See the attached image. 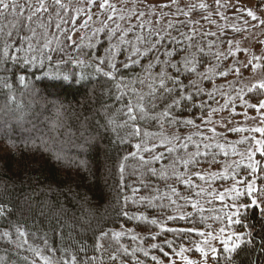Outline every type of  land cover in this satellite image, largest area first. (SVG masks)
<instances>
[{
    "label": "trees",
    "instance_id": "16d2710c",
    "mask_svg": "<svg viewBox=\"0 0 264 264\" xmlns=\"http://www.w3.org/2000/svg\"><path fill=\"white\" fill-rule=\"evenodd\" d=\"M16 3L24 5L26 0H16ZM63 3L77 8L69 1ZM207 8L211 9L212 5ZM50 11L53 22L48 28L49 39L55 34L64 40L65 37L56 31V9L53 7ZM72 14L75 15L74 12ZM190 14H195V10ZM61 16L67 18L63 12ZM84 18L83 14L78 17L77 29ZM14 19L9 12L0 24L7 25ZM171 21V28L165 24H146L141 28L138 22L128 27L119 20L109 22L112 27L118 23L123 29L131 28L126 32V39L133 43L138 36L149 40V46L157 39L161 41L147 57H139L141 64L132 65L127 70L121 68L116 80L95 70L94 55L103 56L109 47L106 32H100L94 38L92 32L89 36L75 38L81 45L79 49L71 47V42L57 46L53 40L51 47L57 50H44L53 59L51 62L44 59L43 66L39 62L41 53L27 52V44L23 46L25 50L16 54L18 59L5 57L3 38L0 37V208H3L0 214V264H45L43 257L57 264L62 258L69 259L72 255L76 256L77 264H122V261L123 264H158L176 257L174 249L168 247L165 241H171L175 251L184 246L193 253L192 248L203 238L197 233L208 232L222 223L215 217L223 218L225 215L220 213L218 204L209 195V188L203 186L202 179L195 173L203 175L213 163L229 158L225 155L228 152L225 148L215 147L216 144H225L223 136H217L218 143L212 141L211 154L198 156L197 162L189 165L187 170L178 160L187 159L189 154L196 152L197 145L202 152L205 151L203 144L209 142L203 139L210 136L202 120L215 100L221 97L219 85L234 68L235 61L226 51L232 35L227 31L210 35L214 32L197 29L188 18ZM70 26V22L62 25ZM149 28L153 30L151 33ZM21 35L30 33L21 32ZM118 36L119 33L116 34ZM189 36L191 41L186 39ZM81 37L84 39L81 40ZM171 38H175V42ZM89 43L94 47L89 48ZM112 43H116V39ZM189 43L193 45L190 49L187 47ZM138 46L141 50L145 47ZM15 47H20L18 41ZM60 47L64 50H59ZM121 47L128 48L127 45ZM198 48L204 49L202 54L197 53L198 72L211 71H208L209 79L202 81L196 74H182L185 85L190 80H197L204 91L195 95L192 102L173 110L174 118L180 123L152 119L163 111L165 103H170V100L165 103L158 101L155 109L149 105L147 118L137 119L140 135L133 134L131 124H125V112L129 101L136 103L131 95L132 89L139 91L141 85L131 82L142 78L145 66L150 61L155 63L157 56L163 60L165 50L179 51L180 55L174 56V60H180L186 52L196 53ZM9 52L14 53L15 48L9 49ZM216 53L223 54L219 60ZM129 54L125 50L116 59L124 61ZM32 56L36 57L35 66L23 63ZM75 59L85 63H72ZM154 71L158 72L159 66ZM223 71H227L228 75L216 74ZM44 73L74 75L75 81L69 88L53 89L50 87L51 78ZM20 76L26 78L25 83L20 82ZM121 77L125 83L118 91L116 83ZM5 82L11 87H5ZM143 90L146 92L147 88ZM260 95L261 91L257 90L249 93L248 97L254 102ZM187 119L193 120V124H184ZM11 120L18 123L11 124ZM189 136L191 141H186ZM175 137L180 139L175 140ZM169 140L172 142L168 143ZM185 142L188 143L187 149L177 146ZM137 144L142 146L141 150L135 147ZM168 147L175 150L169 153L166 151ZM144 148L150 151L145 152ZM131 153L137 155L131 156ZM160 153H163V159H151ZM57 156L60 158L57 159ZM140 156H144L150 164L143 165ZM262 161L264 163V156ZM149 168H155L156 175ZM241 171L243 173L244 168ZM177 174L189 180L190 184L179 181ZM232 178V175L225 177L229 180H225L224 184L230 183ZM260 184H263L262 192L255 195L257 205L245 200L246 207L239 214L242 224L234 226L238 233H251V244L233 254L230 264H264V212L261 210V205H264V176ZM169 186L175 187L181 196L192 197L204 211H194L191 204L179 199L177 206L161 209L160 204H167L168 199L162 201L156 197L166 193L171 197ZM141 198H144L143 201ZM125 212L128 216L124 215ZM188 213L191 216L186 220H167L169 215ZM152 219H157L159 223L151 224ZM160 225L195 228L197 231L187 234L164 232ZM17 228L25 233L23 237L18 236ZM5 232L7 237L3 235ZM117 232L122 235L114 239L113 233ZM102 233L108 235L101 238ZM133 236L138 238L133 240ZM152 236L157 238L153 240ZM245 238L249 237L246 235ZM153 243L161 245L163 251L152 249ZM124 249L128 250L127 256ZM133 250H136L135 255H132ZM37 251L41 256L35 254ZM144 251L149 255L144 256ZM228 255L221 254L217 264H229ZM153 256L157 257L156 261L152 260Z\"/></svg>",
    "mask_w": 264,
    "mask_h": 264
},
{
    "label": "snow or ice",
    "instance_id": "6c2138e0",
    "mask_svg": "<svg viewBox=\"0 0 264 264\" xmlns=\"http://www.w3.org/2000/svg\"><path fill=\"white\" fill-rule=\"evenodd\" d=\"M96 0H87V3L89 6H91ZM175 2V0H173ZM220 0H217V4L219 5ZM55 8V17L57 19L56 22V31L58 33H61L65 39L61 40L59 36H56L55 34H52V38L49 39V32L48 28L51 26L53 22V14L50 11L51 8ZM201 8H206L207 5L200 4ZM235 7V6H234ZM99 9L101 10V14L106 13H112L109 14L107 17V21H101V27L93 29V38L99 34L100 32H106L109 36V47L105 49V54L103 56L99 54L94 55V62H95V70L98 73H103L105 77H108L111 80H116L117 76L120 75V69H130L132 65H138L141 64L142 61L139 59V57H147L148 54L153 51L154 49H157L160 45V40L157 39L155 43H151L149 46V40H146L143 36H138L136 38V43H133L132 41H128L126 39V32L130 31L129 29H123L121 26L117 23L115 27H112L110 25V21H114L117 17L115 16L117 9L116 6L111 4L109 0H99ZM11 12V14L15 17L13 21H11L7 25L0 24V37L3 38L4 48H3V54L5 57L11 56L12 59H18V56L16 55L24 49V44H27V52H35L39 51L41 53L42 59L39 61L41 66H43V60L47 59L49 62L52 61L53 57L52 55L46 53L44 50L47 49L48 52L56 51V48H52L51 45L53 43V40L55 41L57 46L61 45H68V42H71L70 46L74 49H79L81 47L80 44L76 42V40L73 38V35H69V33H74L77 31V19L78 17L83 14L86 19L82 24H80V29H87L89 27V21L92 20V15L90 12V8L88 10H83L80 8H71L70 5H66L62 2V0H51L49 3V0H26V3L24 5H18L16 3V0H0V20L4 19L7 14ZM65 13L66 17H62L61 13ZM75 13L73 15L72 13ZM27 13V15H25ZM144 14L140 13L137 19L142 17ZM187 15V13H185ZM247 17H250L252 21L259 20V17L255 14V12L252 9L246 10ZM45 17L47 19L45 20ZM124 16H119V20H123ZM207 19V17H205ZM69 22L71 23L70 27H62V25H68ZM244 23L247 25L248 21L245 20ZM259 23L261 26H264V20H259ZM141 28H144V25L141 23L138 25ZM173 25L170 22L169 27L171 28ZM255 27V25H253ZM237 32L242 31L240 28L234 29ZM153 30L149 28V32L151 33ZM195 30H193L194 32ZM21 32H27L30 33V35H21ZM119 33L118 38L116 37V34ZM156 35H159V33H155ZM210 35H215V33H210ZM84 37H81V40H83ZM116 39V43H112V40ZM175 42V38H171ZM189 41H191L192 37H186ZM43 40V44H40V41ZM9 41H13V43H9ZM18 41L20 44V47H15V42ZM33 41H36L34 44ZM230 47L232 45V41H228ZM261 43H264V41H261ZM121 45H127L128 48L124 49L121 47ZM138 45H144L145 47L143 50H141V47ZM238 45V42H237ZM89 48L94 47V44L89 43ZM189 49L193 47L191 43L187 46ZM15 48L14 53H10L9 49ZM59 50L63 51V47H60ZM127 50L129 51V55L126 57L124 61H118L116 57L120 54H123V52ZM237 50L239 51V47H237ZM246 51V49H245ZM204 52L203 48H198L196 53L193 52H186L184 56H181L180 60H174V56L180 55L179 51L176 49L172 50H165L164 52V59L161 60L159 56L156 57V62H149L147 66H145L144 74L141 77H138L135 81H132L131 83H139L141 85V89L137 91L136 89H132L131 95H133L136 99V103L133 104L132 101H129L128 105L126 106L127 110L125 112V115L127 116V120L125 121V124H131L133 127V134L140 135V129L139 126L136 124L137 119H145L147 118L148 113V107L151 106L152 109H155L157 107V102L165 103L166 101L170 100V103H165V106L163 108V111L160 112L157 116L152 117L154 120H161L165 119L168 122L171 123H180V121L176 120L173 116V110L176 108H181L185 104L192 102L194 100L195 95L202 93L204 90L199 87V84L197 80H190L188 85H185L183 80L181 79V76L183 73H187L188 75L196 74L198 77V80H206L209 79L208 71H211V69L207 70L204 73L198 72L197 64V53L202 54ZM231 55V51L229 52ZM216 59L219 60L220 57L223 55L222 53H216ZM262 58L253 56L251 60H249L243 67L247 69L248 67H251L253 72L257 70V68L264 67V65H261L257 63ZM72 63H75L77 65L84 64V60L75 59L71 61ZM24 64H32L35 66L36 64V57L32 56L30 59H25L23 61ZM91 66V65H89ZM159 66V71L155 72L154 69ZM107 68V70H105ZM237 75H240V68L237 67L234 69ZM219 76H227L228 72H218L216 73ZM45 76L50 77V87L53 89H65L72 86L73 82L75 81V76L72 75H66V74H52V73H44ZM20 82L23 84L25 83L26 78L24 76L19 77ZM124 80L121 77L119 81L116 83L117 90L119 91L121 87L124 85ZM5 87H11L10 85L5 82ZM144 87L147 88V91L145 92L143 89ZM193 89V91H189V89ZM262 91L264 92V80H261L257 83H253L250 87L247 88V91L249 93L253 91ZM241 92L243 90H240ZM211 98V96H210ZM239 99L243 100V96L239 95ZM14 99V97H12ZM245 104L247 107L254 108L256 111L260 114V122L261 125H264V99L259 100L255 104H247L245 101ZM202 106V105H201ZM229 106L228 102L226 101L223 105L224 108H227ZM221 110L218 108H213L209 111V115L207 118H204L202 120L203 124H207L211 122V116L214 112ZM233 113H235V107L233 106ZM245 116H247V113H244ZM186 125L193 124V120L187 119L183 121ZM230 131H247L251 133H260L262 136H264V126H257L250 129H243V128H232L229 129ZM213 133H215V129H211ZM202 135V134H201ZM175 140H179V137H175ZM191 137H187L186 141H191ZM204 140L209 141L208 143L203 144V149L205 151H201L199 145H197V150L194 153L189 154V157L187 159L179 158L178 163L182 164L183 167L187 170L189 165H193L197 162V157L204 155L207 156L210 153V149L213 147L212 140L214 137H203ZM251 141H254V143L257 145L255 149H249V159H251L252 155L255 152H259L262 156H264V139H258L255 136H252L249 138ZM172 141L169 140L168 143H171ZM178 147L187 149L188 143H182L177 145ZM138 150H141V145L137 144L135 146ZM155 147V145H153ZM216 148L223 149L224 145L216 144ZM145 152H149L150 149L144 148L142 149ZM175 149L172 147L166 148V151L169 153L173 152ZM131 156H136L137 153H131ZM225 155L227 153L225 152ZM60 157L57 156V159ZM140 160L143 162V165L147 166L150 164L149 160H145L144 156L139 157ZM163 153H160L159 155H154L151 157L152 160L158 161L163 159ZM127 159V158H125ZM174 162V166H175ZM249 167L253 169V172L256 171V166L254 164H249ZM149 171L153 175H156V169L155 168H149ZM121 172H123V165H121ZM195 175L199 176L201 179H204L203 175L201 173H195ZM166 176V173H165ZM177 179L185 184H190L189 180H186L183 178L182 175L177 174ZM243 182V181H242ZM237 196H239L241 193L238 189H233ZM169 191L171 193V197H176V199H172L167 195L156 197V199L164 200L168 199L167 204H160L161 209L165 208H171L173 206H177V200H183L185 204H191V207L194 211H204V209L200 208V205L198 202H194L192 200V197H184L181 196L180 193L177 191L175 187L169 186ZM256 191L252 187V182H248V195L251 196L253 192ZM199 195V193H197ZM144 198H141L143 201ZM219 199L221 201L224 200V196L220 195ZM251 205H257V200L253 198L251 200ZM180 207H183L181 205ZM224 207L230 208V211L225 214V216L222 218L220 216L215 217L216 220H221L223 223L224 220H226V224L219 229V235L213 234V232H198L197 234L201 237H206V239L202 240L200 243L195 245V251L199 252L201 256L205 258V264L207 262V258L211 256L213 260H217L218 257V249L217 247L213 246L211 241L216 240L220 238V235H223L226 231V229L231 230L234 225H240L242 224V220L239 217V209L246 207L243 204H238L236 201H233L231 205L225 204ZM261 210L264 212V205H261ZM3 213V208H0V214ZM125 216H128V214L125 212ZM191 216V213L188 214H181L179 216L175 215H169L167 216L168 221L173 220H186ZM132 217H129L131 219ZM136 219H147L146 217H136ZM203 219V217H202ZM159 222L157 219H152L151 224L157 225ZM245 228H247V225H243ZM161 231L164 232H172V233H191L197 231L195 228H188V229H178V228H171V227H165L164 225H160ZM17 234L20 237H23L25 233L17 228ZM5 237L8 236V233H3ZM108 235L107 233H102L101 238ZM122 233H113V238L118 239ZM248 236L249 238L246 239L245 236ZM251 233H238L235 231H229L228 235L225 236L221 243L223 247V252L229 254L227 259L231 261L232 255L238 252L243 246L247 244H251ZM138 237L133 236L132 239L135 240ZM157 237L152 236L151 239L155 240ZM168 247L174 249V255L180 256L182 260L185 261V264H192V261L189 260L186 256H183L182 253L185 251H189L190 249H186L184 246H181L179 251H175L174 245L171 241H165L164 242ZM99 247V245H98ZM152 249H159L160 251H163V247L161 245H158L156 243H153L151 245ZM125 253V256L128 255V250H123ZM135 251L133 250L132 255H135ZM37 256H41V253L38 251L35 253ZM65 254H67V250H65ZM144 256H148L149 253L147 251H144ZM165 255H169L168 253H164ZM153 261L157 260V257L153 256L151 257ZM45 264H52L51 260L48 257H43ZM115 259V257H113ZM57 264H77V258L75 255H72L69 259H61L57 262ZM123 264V261H122Z\"/></svg>",
    "mask_w": 264,
    "mask_h": 264
},
{
    "label": "rangeland",
    "instance_id": "374dc122",
    "mask_svg": "<svg viewBox=\"0 0 264 264\" xmlns=\"http://www.w3.org/2000/svg\"><path fill=\"white\" fill-rule=\"evenodd\" d=\"M65 1H69L76 5L77 8L83 10L90 8L92 15L89 27L87 29H80L79 26L77 31L73 33L74 39L82 35L89 36L91 32L93 33V29L101 27V21H107L108 15L112 14L110 12L101 14L99 8L95 9V7L99 6V0H96L91 6H89L87 0H62V2ZM109 2L116 6L117 12L115 16L117 18L115 20H119V16H124L125 18L119 21L127 27L136 22L150 26L169 25L170 22H173L171 20L188 18L192 20L194 26L199 30L206 29L208 32L214 33L217 31L225 33L227 31L232 35L229 41L233 43L231 47L229 43L226 45V51L228 54L230 51L232 53L229 55L235 61L234 68L231 74L228 75L229 77L219 85L220 87L218 86L221 97L215 100L211 108L221 110L214 112L211 116V122L206 124L207 133L210 137H214L212 141L216 140V143H218L219 139L217 136H223L225 144L222 145L228 151L226 153L229 158L217 161L205 169L202 182L204 187L209 188V195L214 203L218 204L217 208H220V213L224 215L230 211V208L224 207L225 204L231 205L233 201H236L238 204L245 205V200L251 202L253 198L257 199L255 195L262 192L263 184L260 183L261 178L264 176V163L262 155L259 152H255L251 159H249L248 150L257 147L254 141H251L249 138L255 136L258 139H264V136L260 133L247 131L234 132L229 129H250L264 126L261 125L260 114L256 109L247 107L245 104V101L247 104H255L259 100L264 99V92L261 91L260 97L253 102V100H249V92L247 91V88L253 83L264 80V67L257 68L255 72H253L251 67L247 69L243 67L253 56L262 58L257 63L261 65L264 63V43H261V41H264V26H261L259 23V20H264V1L256 3L258 0H220L219 5L217 4V0H175V2L173 0H109ZM200 4H205L207 7L210 4L212 8H201ZM249 8L255 12L259 20L252 21L250 17H247L246 10ZM193 10H195V14L191 15L190 13ZM140 13L144 15L137 19ZM85 19L86 17L82 20L81 24ZM245 20L248 21L247 25L244 23ZM235 28H240L242 31L237 32L234 30ZM237 47H239V51ZM237 67L241 70L240 75H237L234 71ZM240 90L243 91L241 92ZM238 93L243 96V100L236 97ZM226 101L229 106L224 108L223 105ZM233 106L235 107V113H233ZM244 113H247V116ZM208 115L209 112L206 118ZM17 123L18 121L11 120V124ZM213 128L215 129V133L211 131ZM223 142L221 139V143ZM249 164L256 166L255 172L249 167ZM242 168H244L243 173L241 171ZM230 175L233 176L232 181L224 184L225 180H229L225 179V177H229ZM218 182L221 184H217ZM248 182H252V187L256 190L251 196L248 195ZM234 188L238 189L241 193L239 196L233 190ZM220 195L224 196L222 204L219 199ZM244 208L239 209V214ZM225 224L226 220L210 231L213 234L219 235V229ZM234 226L231 230L226 229L225 233L220 235V238L211 241L213 246L218 249V257L224 253L221 243L222 239L228 235L229 231H235ZM204 239L206 237L202 238V240ZM192 250L194 251L193 253L189 250L182 253V255L191 260L192 264H205V258L195 251V246ZM224 254L227 255V253ZM158 264H185V261L180 256H176ZM206 264H217V262L209 256Z\"/></svg>",
    "mask_w": 264,
    "mask_h": 264
}]
</instances>
